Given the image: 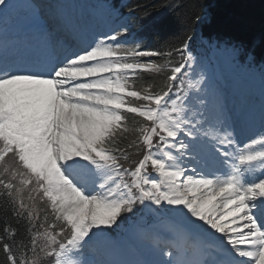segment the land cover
<instances>
[{"label":"snow or ice","instance_id":"1","mask_svg":"<svg viewBox=\"0 0 264 264\" xmlns=\"http://www.w3.org/2000/svg\"><path fill=\"white\" fill-rule=\"evenodd\" d=\"M207 22L192 16L190 32ZM130 25L0 54V198L19 226L6 219L0 231L4 264H116L87 252L129 221L147 238L153 219L168 222V238L136 264H264V106L258 132L230 122L203 77L187 85L195 96L181 87L196 60L191 34L146 50ZM207 43L254 60L240 41ZM153 57L164 63L142 59Z\"/></svg>","mask_w":264,"mask_h":264},{"label":"trees","instance_id":"2","mask_svg":"<svg viewBox=\"0 0 264 264\" xmlns=\"http://www.w3.org/2000/svg\"><path fill=\"white\" fill-rule=\"evenodd\" d=\"M114 2L127 14L129 6L136 8L135 13L129 15L132 30L146 50L169 51L171 45L179 47L180 41L189 34L195 42L199 30L201 36L208 40L240 41L253 52L254 61H264V0H126L124 4H120L121 0ZM205 14L208 22L196 26L190 32L189 21L192 16ZM142 59L164 63L156 57ZM179 61L180 56L173 53L169 67ZM168 71L169 69H164L162 73L141 72L134 83L139 87L159 82ZM3 205L4 199L0 198V231L6 219L12 228H18L11 217L5 216ZM37 207L44 208L45 205L38 202ZM0 264H4L2 253Z\"/></svg>","mask_w":264,"mask_h":264},{"label":"rangeland","instance_id":"3","mask_svg":"<svg viewBox=\"0 0 264 264\" xmlns=\"http://www.w3.org/2000/svg\"><path fill=\"white\" fill-rule=\"evenodd\" d=\"M88 1L90 2V4H94L96 8L101 6L102 10H105L108 4L110 6L109 0H88ZM8 3L11 5V7L8 9L6 14L5 12H0V29L2 31H7L8 29H10L11 26H13V28H16V26L22 28L24 23H30V22L35 23L36 25H40L44 21V19L40 20L38 16L36 17L35 10L32 8L35 3L29 4L28 0H8ZM49 5L53 11L54 4H49ZM113 16L116 17V15ZM124 19L126 18H121V20L115 19L116 22L114 23L116 24L122 22ZM201 48L202 47L198 48L197 53L194 54L192 53L193 56L196 57L195 63L192 65V67L185 69L188 75V84L189 82H191L197 87H200L197 81H199L203 77L207 81L206 87L209 88L212 93V96L210 98H215V100H218L221 104L224 105L226 115L229 117L230 122H233L234 120H237L238 122L240 120H243L244 119L243 113L240 112V114L237 115L238 110H236V112L230 111L229 95L226 96L227 92H225V90L228 91L227 94H229V92L231 91L234 92L233 88L237 87L235 84L236 83L241 84L239 83L240 74L243 76L241 77L242 79L244 78L245 80H254V82L252 83V85L254 86L253 87L254 90L255 87L258 88L264 87V66L261 67V69H259V67L253 66L252 62L251 63L241 62L238 60H234L233 57L225 58L230 53L224 51L223 49H218L217 53L215 52L207 53ZM211 58L212 59L214 58L216 60L219 70L211 63L210 60ZM234 71H238L240 74L231 81L230 78H228L229 73H233ZM223 76H228V77L224 78ZM186 91H188L189 96L196 95L195 88L192 89L187 88ZM226 99H228V102H225ZM260 106H261L260 103L257 105V102H252L251 106H249L250 107L249 112L254 113L255 111L253 110L256 109L254 107H258L257 108L258 111L261 112L262 106L261 107ZM256 119H259V117H256ZM152 224L154 227L153 232L157 231V229L159 232H165V229L168 228V222L162 219H155L154 221H152ZM129 228L130 229L128 230V233L130 234V236L127 239H124V241H120L119 238H117V236H113L114 234L115 235L123 234V232L126 231V229L125 230L120 229L119 232L115 231L112 233L113 243L105 247L115 246L116 244L129 245L132 244L133 241L137 243L139 240L144 250L145 242L143 241L145 239L138 237L139 233L137 232V230L131 227ZM146 250L147 249H145V252L147 253L146 255H151L150 252Z\"/></svg>","mask_w":264,"mask_h":264},{"label":"bare ground","instance_id":"4","mask_svg":"<svg viewBox=\"0 0 264 264\" xmlns=\"http://www.w3.org/2000/svg\"><path fill=\"white\" fill-rule=\"evenodd\" d=\"M207 11V10H206ZM204 16H206L207 17V14H205ZM1 41V40H0ZM229 77H230V80H233V77H234V75H232V74H229ZM261 89H262V91L264 90V87H261ZM234 96L236 97V94L235 95H232L231 94V98H230V101H229V103L231 104V106H232V110L234 111V110H237V106H239V108H243L242 106H241V104L242 103H240V101L239 100H237V98L238 97H236V99L234 98ZM212 99H214L215 100V98H212ZM235 103V104H234ZM234 105V106H233ZM236 105V106H235ZM246 118V119H245ZM244 119L245 120H248V121H250V112L248 111H246V110H244ZM252 127H253V125H252ZM250 135H251V133H250ZM240 139L242 138V136H240L239 137ZM165 239H167L166 237H163V238H160V240L161 241H163V240H165ZM94 253H96V252H94ZM105 253V255H104V257L102 258V260L103 259H105V260H107L108 261V259L109 258H111V256H115V251H110V252H108V251H105L104 252ZM97 254V253H96ZM87 255H91V253L90 252H87ZM100 255V254H99ZM118 255L120 256V258H122V259H124V263H120V264H127L128 262V254L123 250V249H120L119 251H118ZM154 257V256H153ZM154 258H156V257H154ZM114 262V261H113ZM117 264H119V263H117Z\"/></svg>","mask_w":264,"mask_h":264}]
</instances>
